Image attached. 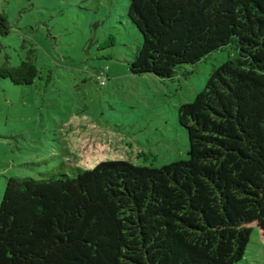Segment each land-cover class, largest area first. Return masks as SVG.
<instances>
[{
	"label": "trees",
	"instance_id": "trees-1",
	"mask_svg": "<svg viewBox=\"0 0 264 264\" xmlns=\"http://www.w3.org/2000/svg\"><path fill=\"white\" fill-rule=\"evenodd\" d=\"M127 16L142 37L134 75L187 76L229 49L178 109L189 159L6 178L0 264H238L255 229L264 247V0H129ZM10 32L0 13V37ZM35 61L32 48L0 62V79L34 85Z\"/></svg>",
	"mask_w": 264,
	"mask_h": 264
},
{
	"label": "rangeland",
	"instance_id": "rangeland-1",
	"mask_svg": "<svg viewBox=\"0 0 264 264\" xmlns=\"http://www.w3.org/2000/svg\"><path fill=\"white\" fill-rule=\"evenodd\" d=\"M128 7L129 0H0L11 25L0 37V62L18 66L33 48L40 71L31 86L0 79V203L10 177L43 179L103 161L161 168L189 159L178 109L202 92L229 49L184 66L187 76L134 75L142 37ZM260 241L255 229L247 262L238 264H264Z\"/></svg>",
	"mask_w": 264,
	"mask_h": 264
},
{
	"label": "built area",
	"instance_id": "built-area-1",
	"mask_svg": "<svg viewBox=\"0 0 264 264\" xmlns=\"http://www.w3.org/2000/svg\"><path fill=\"white\" fill-rule=\"evenodd\" d=\"M104 75H105L104 72L98 74V79L100 80V82H101L102 85L105 84V80L103 79L104 78Z\"/></svg>",
	"mask_w": 264,
	"mask_h": 264
},
{
	"label": "crops",
	"instance_id": "crops-1",
	"mask_svg": "<svg viewBox=\"0 0 264 264\" xmlns=\"http://www.w3.org/2000/svg\"><path fill=\"white\" fill-rule=\"evenodd\" d=\"M245 257H247V256H245ZM247 259V258H246ZM244 261H246L247 262V260H244Z\"/></svg>",
	"mask_w": 264,
	"mask_h": 264
}]
</instances>
